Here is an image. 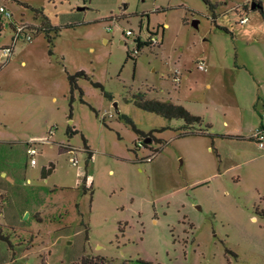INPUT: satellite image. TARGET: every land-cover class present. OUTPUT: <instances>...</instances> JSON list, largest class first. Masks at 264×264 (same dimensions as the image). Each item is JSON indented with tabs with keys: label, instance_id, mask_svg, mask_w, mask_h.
<instances>
[{
	"label": "rangeland",
	"instance_id": "374dc122",
	"mask_svg": "<svg viewBox=\"0 0 264 264\" xmlns=\"http://www.w3.org/2000/svg\"><path fill=\"white\" fill-rule=\"evenodd\" d=\"M208 1L0 0V264H264V0Z\"/></svg>",
	"mask_w": 264,
	"mask_h": 264
},
{
	"label": "trees",
	"instance_id": "16d2710c",
	"mask_svg": "<svg viewBox=\"0 0 264 264\" xmlns=\"http://www.w3.org/2000/svg\"><path fill=\"white\" fill-rule=\"evenodd\" d=\"M202 1L204 2V4H206L209 8L212 9V6L209 4L208 0H202ZM30 9L34 12L35 18L40 19L41 28L45 31L46 35L49 36V32L51 30L48 28L50 26H49L48 20L43 15L42 9H38V8H30ZM67 26H73V25L70 24ZM46 27L48 28L45 29ZM55 30H56V35H57L59 28L56 27ZM224 30L228 32V30L226 29ZM48 42L49 43L52 42L51 38L49 37H48ZM134 42L136 44V50L138 51L148 44L147 42H141L139 37H137ZM127 57L130 58L129 53H127ZM82 74H83L82 72H78L75 75L68 76V80H69V83L72 89L77 88L75 84V78L78 76H81ZM134 98H135L134 100L135 105L141 110L158 114L167 120L176 119V120L183 121V126L181 128L183 132L179 134L180 136L194 135V136L213 137V134L209 132L211 130V125L208 123H205L204 120L200 116L191 114L189 111H187L182 106L174 105L168 101H158V100H153V99H146L144 94H141V93H138L137 95H135ZM194 127L196 128L204 127L207 130L197 131L194 129ZM249 139L253 140V137H250ZM156 152L157 151H154V154ZM154 154H152L148 159H151ZM261 215L264 217V211H261ZM0 242H3L5 245L10 244L9 236L3 232L1 225H0ZM140 262L143 264H150V263H145L142 261ZM80 264H85L84 259L81 260Z\"/></svg>",
	"mask_w": 264,
	"mask_h": 264
},
{
	"label": "built area",
	"instance_id": "2783aa9c",
	"mask_svg": "<svg viewBox=\"0 0 264 264\" xmlns=\"http://www.w3.org/2000/svg\"><path fill=\"white\" fill-rule=\"evenodd\" d=\"M11 18H12L11 12L5 6H0V20L1 19H6V20L10 21ZM248 21H249V18H248L247 15L246 16H244V15L241 16V19H240V23L241 24H246ZM14 26H15L14 27L15 30H14V34L12 36L13 42H15L19 38L26 39L28 41H31L32 40V35L29 34L26 31L24 32L23 27L21 25H14ZM126 34L130 35L131 32L130 31H127ZM151 42H152V44H158V40L156 39L155 36H153L151 38ZM3 53L6 56H10L12 54V48L11 47H7V48L3 49ZM197 68L199 70L205 71L206 70V64H205V62L204 61H201L198 64ZM174 79L176 81H178L177 78H174ZM260 130H262V129L256 130V132L254 133V138L256 139V143L258 144V146L260 148H263L264 147V134ZM33 142H35V141H31L30 144H28V148L26 150V153H27V155L30 158V164L31 165H35V158L34 157L37 154L36 149L33 147V145H34ZM72 162L75 164L76 163V160L75 159H72Z\"/></svg>",
	"mask_w": 264,
	"mask_h": 264
},
{
	"label": "water",
	"instance_id": "95a60500",
	"mask_svg": "<svg viewBox=\"0 0 264 264\" xmlns=\"http://www.w3.org/2000/svg\"><path fill=\"white\" fill-rule=\"evenodd\" d=\"M256 7L259 8V6H257L256 3L253 2V4L251 5V9L254 10ZM147 142H148V140H145V141H144V143H147Z\"/></svg>",
	"mask_w": 264,
	"mask_h": 264
},
{
	"label": "flooded vegetation",
	"instance_id": "af4514ba",
	"mask_svg": "<svg viewBox=\"0 0 264 264\" xmlns=\"http://www.w3.org/2000/svg\"><path fill=\"white\" fill-rule=\"evenodd\" d=\"M253 2H255V1H251V3H250V10H252L251 9V5L253 4ZM255 3H256L257 6H259V4L257 2H255ZM257 9H258V7H256L254 10H257Z\"/></svg>",
	"mask_w": 264,
	"mask_h": 264
},
{
	"label": "crops",
	"instance_id": "0c3cea01",
	"mask_svg": "<svg viewBox=\"0 0 264 264\" xmlns=\"http://www.w3.org/2000/svg\"><path fill=\"white\" fill-rule=\"evenodd\" d=\"M9 25H13L14 26V24H12V23H9ZM176 74V73H175ZM1 175H2V173H1Z\"/></svg>",
	"mask_w": 264,
	"mask_h": 264
},
{
	"label": "bare ground",
	"instance_id": "6f19581e",
	"mask_svg": "<svg viewBox=\"0 0 264 264\" xmlns=\"http://www.w3.org/2000/svg\"><path fill=\"white\" fill-rule=\"evenodd\" d=\"M149 40V39H148Z\"/></svg>",
	"mask_w": 264,
	"mask_h": 264
}]
</instances>
